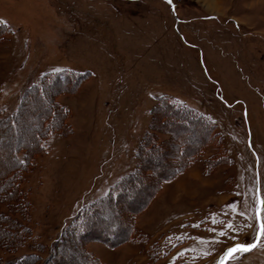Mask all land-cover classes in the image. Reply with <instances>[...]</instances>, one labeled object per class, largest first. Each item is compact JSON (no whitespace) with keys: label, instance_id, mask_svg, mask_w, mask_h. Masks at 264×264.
Instances as JSON below:
<instances>
[{"label":"rangeland","instance_id":"374dc122","mask_svg":"<svg viewBox=\"0 0 264 264\" xmlns=\"http://www.w3.org/2000/svg\"><path fill=\"white\" fill-rule=\"evenodd\" d=\"M2 109L28 233L0 264H217L255 240L264 0H0ZM224 264H264V236Z\"/></svg>","mask_w":264,"mask_h":264},{"label":"trees","instance_id":"16d2710c","mask_svg":"<svg viewBox=\"0 0 264 264\" xmlns=\"http://www.w3.org/2000/svg\"><path fill=\"white\" fill-rule=\"evenodd\" d=\"M1 113H7V110L2 109L0 110V115ZM13 121L14 120H12L11 122L10 118L8 117L7 123L10 122V124H12L14 123ZM2 137L8 138L7 130H5V133L3 132L1 134V138ZM6 150L7 151L5 153L9 152L11 155V161L10 162L8 161L9 164L11 165L8 167V172H6V174L4 170H1L3 172L0 173V237L3 238V236H5L4 233H7V236L6 238L0 240V248L13 252L15 248H17V246L19 245L18 241H21V242L24 241L25 235H27L26 233H28V228L25 227L24 225L22 226V225H19L18 223H15V221L11 219V215H12L11 212L8 213L6 211V210L10 211L14 209L15 207L18 208L20 206L21 207L25 206V202L24 200H22L23 196L20 193V187H19L20 183H19V178H18L19 172H22V169H20L15 164V163L23 164L25 162L24 160L25 156L18 154V152H15V150L11 151L9 147H6ZM24 153L26 154L27 152L25 151ZM8 162H6V164H8ZM4 164L5 162L0 165L1 169L3 168ZM5 220L11 223H8V224L4 223ZM12 226L15 229L11 228ZM31 257L32 256L28 254L22 255L18 257L16 260H14L13 264H25L26 260H30ZM4 264H7V263H4Z\"/></svg>","mask_w":264,"mask_h":264},{"label":"snow or ice","instance_id":"6c2138e0","mask_svg":"<svg viewBox=\"0 0 264 264\" xmlns=\"http://www.w3.org/2000/svg\"><path fill=\"white\" fill-rule=\"evenodd\" d=\"M169 3H171V0H169ZM262 212H264V200H260L259 206L256 208V218L259 230L256 233L255 240L252 243H234L232 247H229L225 250L219 261H217V264H224V262L231 258L234 253L247 252L256 246V243L260 241L262 236H264V217L261 216ZM226 226L232 228V224L230 222ZM221 234L223 235L224 233L222 232ZM232 239L235 240L236 237H232Z\"/></svg>","mask_w":264,"mask_h":264}]
</instances>
